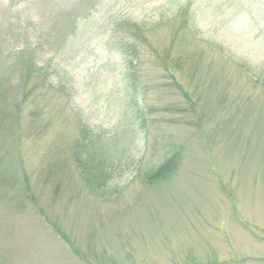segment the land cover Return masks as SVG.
<instances>
[{
	"label": "rangeland",
	"instance_id": "1",
	"mask_svg": "<svg viewBox=\"0 0 264 264\" xmlns=\"http://www.w3.org/2000/svg\"><path fill=\"white\" fill-rule=\"evenodd\" d=\"M0 264H264V0H0Z\"/></svg>",
	"mask_w": 264,
	"mask_h": 264
},
{
	"label": "trees",
	"instance_id": "2",
	"mask_svg": "<svg viewBox=\"0 0 264 264\" xmlns=\"http://www.w3.org/2000/svg\"><path fill=\"white\" fill-rule=\"evenodd\" d=\"M20 104H16V108L19 109ZM87 130L86 128L82 127L81 128V139L85 141L87 139ZM172 141V140H171ZM90 145V144H89ZM89 147V146H87ZM169 147H173V149H168L167 152H170L164 162L159 166L158 170L156 172H152L151 175L149 176L148 180L150 182L152 181H158V180H163L165 179L169 174H171L178 166V159H179V154H178V148L177 146L174 145V143H169ZM177 149V150H176ZM167 150V148L165 149ZM94 150L91 151V153H88V163L85 164V162L82 161V158L80 159L79 156H76V163L78 165V169L84 178L83 180L85 181L86 184H89L92 189H97L100 191L102 189V185H100L99 182V175H102V179H106V169L105 165L107 164V161L104 159L103 162H100L98 165L94 164ZM95 167H91V166ZM105 182H103V185ZM95 191V190H94Z\"/></svg>",
	"mask_w": 264,
	"mask_h": 264
}]
</instances>
